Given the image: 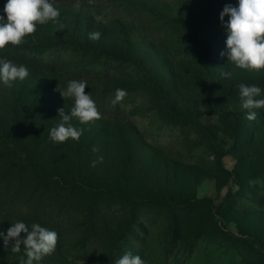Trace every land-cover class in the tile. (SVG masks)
Wrapping results in <instances>:
<instances>
[{"label": "rangeland", "instance_id": "1", "mask_svg": "<svg viewBox=\"0 0 264 264\" xmlns=\"http://www.w3.org/2000/svg\"><path fill=\"white\" fill-rule=\"evenodd\" d=\"M223 1L50 0L61 15L38 24L24 39H65L123 60L100 62L93 67L97 73L84 77L46 76L26 66V79L11 87L0 80V124L20 126V140L44 172L63 176L65 183L84 180L119 196L163 204L135 211L131 231L121 241L115 238L129 212L105 208L99 214L101 233L87 248L75 246L79 234L60 236L55 250L33 264H115L129 251L145 264H264V108L244 109L238 88L264 81V69L238 68L221 56L227 51L229 20L221 21V5H239V0ZM95 31L100 39H89ZM48 53L45 61L52 60L53 51ZM71 80L87 81L85 92L101 118L81 124L74 117L71 123L83 128V135L56 143L50 130L60 123L59 109L70 115L74 99L65 100L60 91ZM118 88L128 94L114 106ZM20 110L23 120L30 117L26 125L15 123ZM249 111L256 112L255 120L246 119ZM220 153L225 154L222 166ZM190 202L199 205L191 209ZM172 207L181 208L176 236L170 235ZM17 221L30 230L37 223L0 205V232L7 235ZM13 244L5 249L0 237V264L27 260L24 246L15 253Z\"/></svg>", "mask_w": 264, "mask_h": 264}, {"label": "trees", "instance_id": "2", "mask_svg": "<svg viewBox=\"0 0 264 264\" xmlns=\"http://www.w3.org/2000/svg\"><path fill=\"white\" fill-rule=\"evenodd\" d=\"M220 1L222 5L226 4L225 1ZM6 3L7 0L0 1V15H4L3 9ZM222 5L221 7L224 8L225 6ZM232 5L235 4L232 3ZM0 51L3 58H7L17 65L35 68L46 76L70 73L84 77L97 73L98 71L93 70V67L100 62L113 63L116 59L123 60L122 57H113L102 53L95 47L80 45L65 39L41 43L25 39L21 45L9 44ZM49 51H53L52 60L45 61V55L49 54ZM130 61L129 59L128 62ZM254 85L259 86L264 92V81H258ZM21 112L23 111L20 110L19 113H16L15 123L26 125L30 117L23 120ZM22 132L20 126L15 128L0 124V155L4 159V167L1 169L3 185L0 192V205H3L7 211L14 212L16 215H24L42 224L43 227L56 231L62 240L67 234H79L80 240L75 246L81 245L80 249L82 250L87 248L89 241L96 239L101 233L99 214L105 208L107 213L114 209H119L118 211L123 209L129 212V216H126L127 222L120 224L118 236L115 238V240L119 239L118 241L124 240L131 231L130 227L133 224L132 219L135 211L154 204H163L161 200H158L159 202L156 200L137 201L131 198L128 193L119 196L103 188L93 187L82 182L84 180L69 178L65 183L63 176L47 174L30 146L20 140V136H24ZM224 155V153H220L217 156L218 166H222ZM78 161V163L81 162ZM198 205V202L188 204L191 209ZM180 212V207H172L169 212V223L172 226L170 235L176 236L175 228L181 218ZM190 212L191 210H189ZM175 236L171 237L169 243ZM193 247L194 240L186 252L190 254Z\"/></svg>", "mask_w": 264, "mask_h": 264}, {"label": "clouds", "instance_id": "3", "mask_svg": "<svg viewBox=\"0 0 264 264\" xmlns=\"http://www.w3.org/2000/svg\"><path fill=\"white\" fill-rule=\"evenodd\" d=\"M4 15H0V49L7 45H21L25 42V37L37 31V25H44L49 21H56L61 15L60 11L54 7L50 0H7L3 9ZM229 16L225 23L227 29V51L221 52V56L227 55L230 62L236 67L260 70L264 69V0H239V5L228 4L220 14L223 22L224 17ZM63 27V26H62ZM101 33L90 32L89 39L99 40ZM229 77L231 73H224ZM29 76V70L24 65H17L13 61L0 59V80L4 85L11 87L12 82L24 80ZM87 81L71 80L67 88L60 91L61 96L73 98L74 105L70 109V115L65 114L63 108L59 109L60 123L50 130V139L56 143H63L69 138L78 141L83 135L84 129L77 128L71 123L75 117L81 124H86L101 118V113L91 93L86 94ZM240 97L243 101L244 109L264 108V98L261 96V88L257 85H238ZM124 89H116L115 99L112 104L115 106L127 96ZM246 119L252 121L256 119V112L249 111ZM93 151H98L93 148ZM99 162H103V157H99ZM97 161L92 162L96 166ZM21 233L24 238L21 239ZM3 237L4 247L8 248L9 243L14 241L12 252L18 253L21 245L24 246L27 260L20 257V264H33L39 262L44 255L50 254L56 248L59 235L56 231L42 227L39 223H33L31 230L25 222L17 221L13 223L7 231V235L0 232ZM115 264H145L139 255L126 252Z\"/></svg>", "mask_w": 264, "mask_h": 264}]
</instances>
